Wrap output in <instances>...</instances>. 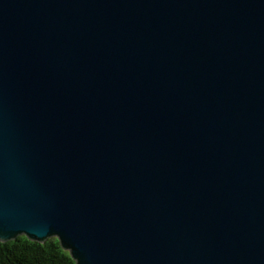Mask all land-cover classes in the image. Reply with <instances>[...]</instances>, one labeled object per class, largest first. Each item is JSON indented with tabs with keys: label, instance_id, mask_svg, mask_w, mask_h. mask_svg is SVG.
I'll use <instances>...</instances> for the list:
<instances>
[{
	"label": "water",
	"instance_id": "1",
	"mask_svg": "<svg viewBox=\"0 0 264 264\" xmlns=\"http://www.w3.org/2000/svg\"><path fill=\"white\" fill-rule=\"evenodd\" d=\"M76 264H264V0H0V242Z\"/></svg>",
	"mask_w": 264,
	"mask_h": 264
},
{
	"label": "trees",
	"instance_id": "2",
	"mask_svg": "<svg viewBox=\"0 0 264 264\" xmlns=\"http://www.w3.org/2000/svg\"><path fill=\"white\" fill-rule=\"evenodd\" d=\"M57 238L44 243L19 236L0 242V264H76Z\"/></svg>",
	"mask_w": 264,
	"mask_h": 264
}]
</instances>
